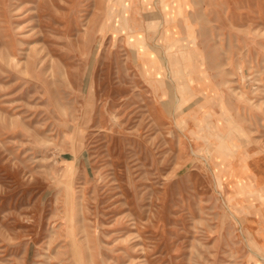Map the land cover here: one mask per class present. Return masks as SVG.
Instances as JSON below:
<instances>
[{"label": "rangeland", "instance_id": "obj_1", "mask_svg": "<svg viewBox=\"0 0 264 264\" xmlns=\"http://www.w3.org/2000/svg\"><path fill=\"white\" fill-rule=\"evenodd\" d=\"M0 264H264V0H0Z\"/></svg>", "mask_w": 264, "mask_h": 264}]
</instances>
